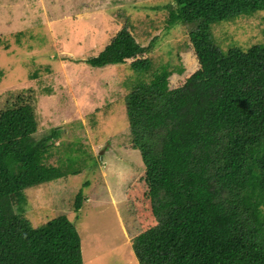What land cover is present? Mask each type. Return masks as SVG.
<instances>
[{
  "label": "trees",
  "instance_id": "16d2710c",
  "mask_svg": "<svg viewBox=\"0 0 264 264\" xmlns=\"http://www.w3.org/2000/svg\"><path fill=\"white\" fill-rule=\"evenodd\" d=\"M179 4L177 18L202 20L199 27L264 9V0ZM205 34L190 31L200 68L168 92L162 109L153 111L136 95L127 99L132 143L148 167L158 221L133 239L138 264H264V48L213 49L202 42ZM138 51L121 30L84 62L102 68ZM151 87L163 95L165 76L157 72ZM36 129L29 104L0 113V264H82L81 238L66 216L35 228L12 204L28 187L79 172L44 161L61 128L40 138ZM81 200L78 193L75 209Z\"/></svg>",
  "mask_w": 264,
  "mask_h": 264
},
{
  "label": "rangeland",
  "instance_id": "374dc122",
  "mask_svg": "<svg viewBox=\"0 0 264 264\" xmlns=\"http://www.w3.org/2000/svg\"><path fill=\"white\" fill-rule=\"evenodd\" d=\"M179 1L0 0V113L31 105L35 138L61 128L45 163L79 171L28 187L12 204L35 228L66 216L81 238L82 264H138L133 239L158 223L148 167L132 143L129 96L153 111L168 103V92L200 68L192 30L206 29L202 42L213 49L264 48V9L199 27L202 20L177 18ZM121 30L140 48L134 57L102 68L84 62ZM157 72L163 95L151 87Z\"/></svg>",
  "mask_w": 264,
  "mask_h": 264
}]
</instances>
